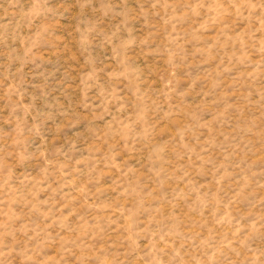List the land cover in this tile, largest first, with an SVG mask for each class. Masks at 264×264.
Instances as JSON below:
<instances>
[{
  "label": "rangeland",
  "instance_id": "1",
  "mask_svg": "<svg viewBox=\"0 0 264 264\" xmlns=\"http://www.w3.org/2000/svg\"><path fill=\"white\" fill-rule=\"evenodd\" d=\"M0 264H264V0H0Z\"/></svg>",
  "mask_w": 264,
  "mask_h": 264
}]
</instances>
